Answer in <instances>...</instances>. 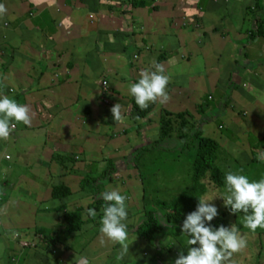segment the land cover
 Wrapping results in <instances>:
<instances>
[{"label": "rangeland", "instance_id": "obj_1", "mask_svg": "<svg viewBox=\"0 0 264 264\" xmlns=\"http://www.w3.org/2000/svg\"><path fill=\"white\" fill-rule=\"evenodd\" d=\"M66 1L70 3L72 0ZM248 2L251 3L250 0ZM89 3V0H85L80 6L81 4L87 6ZM261 3L263 4L264 0H261ZM82 6L79 8L80 13H83ZM223 10L228 8L220 9ZM240 10L247 13L242 7ZM260 11L264 16L263 8H260ZM75 15L77 16L78 13ZM121 15L123 16V12ZM251 16L250 13L246 14L247 21ZM240 17L242 16L237 15L235 21L228 16L223 25L218 24L221 33L224 32L222 28L229 31L236 25L237 30L242 27L244 34L246 32L244 29L248 27L239 19ZM130 18L133 21L135 17L130 15ZM44 19L52 25L47 14L38 17L40 21ZM261 20H264V17H261ZM32 22L35 25L33 20ZM123 26L121 29L115 28L120 35L119 38L126 41L119 46V54L115 51L113 54H108V50L113 51L110 46L113 44L118 46L117 43H112L113 41L100 43L98 38L82 47L83 54L81 51L78 52L76 47L69 48L65 45L61 56L64 59L66 56L70 57L72 70L69 67L49 68L42 77V80L45 78L44 80L49 83L47 85L49 88L37 91L36 88L30 87L31 92H27L29 99L21 98L18 102L27 105L39 102L43 105L44 101L46 104L45 108L43 106L44 114L46 119L49 114L51 120L48 118L44 126L31 130L23 128V123H16L15 133L13 132L14 134L6 140L0 139V195H4V198L0 199V264H54L53 262L76 264V259L81 256H86L90 264H148L154 256L153 251L142 239L129 234V231L127 241L130 245L129 253L123 259H117L121 250L118 243H113L107 238L104 245L99 243L100 221L104 209L96 215L99 220L96 219L94 224L84 227L81 234L74 235L64 243L67 250L60 246L55 248L49 257H46L47 253L38 242L42 240L40 233L38 232L40 236H37L35 232L54 227L61 214L56 209L61 205L65 206V211L81 210L83 221L87 220V208L92 205L93 198L89 193L79 189L80 181L87 171V166H92V176H97L106 169V163L110 159L114 161L118 172L116 175H109L108 184L103 186L102 193L110 189H118L127 197L128 228H137L145 219L144 214L147 211L155 210L160 213L155 205L157 202L155 192H159L158 196L162 200H168L182 191L188 184L190 173L187 171L191 169L192 159L182 151L180 141L165 144L162 146L163 150L144 153L137 164L138 171L131 160L135 157V151L147 146V143L154 144L157 141L160 119L163 115H173L170 119L173 121L172 133L169 132L173 140L177 139L176 136L181 129L187 138H191L195 131H199L200 136L210 137L220 146L222 154L232 159L234 168L248 167L255 163L253 155L257 164L264 167V162L257 158L259 152H264V132L258 128L252 133L256 123L264 120L261 99L258 101L260 104H254L252 101L255 95L252 93L249 97L246 91L240 89L231 94L228 102L218 101L220 106L216 112H211L209 108L208 117L199 115L203 94L215 89L221 92L225 90V82L229 80L230 69L233 66L232 58L228 57L220 75L215 74L213 77L205 74L202 60L197 61L196 65L193 61V65L189 68L185 63L177 64L175 60L171 65L172 68L179 67L175 68L174 72L168 73L169 100L165 103H150L146 109H143L150 110L144 119L141 115L142 109L138 110L128 103L132 97L128 91L129 86L133 81L139 80L141 66L133 69L132 62L126 57L130 54L135 55L136 58L143 60V67L150 68L153 61L159 60L160 55L163 53L169 55L168 51L177 49L178 43L175 36L167 32L169 45L165 47L166 49L161 51L158 47L152 51L150 43L143 42L139 35L142 32L141 28L138 27L139 32H136L132 30L131 24L126 23V26L125 24ZM194 28L198 26L194 25ZM130 30L137 34H131ZM231 31L233 33L234 30ZM235 33L238 32L234 31ZM92 34L100 35L96 32ZM92 34L89 32L87 36ZM201 37L203 39V35ZM129 38L132 40L130 41ZM92 43L95 45V50L93 46H89ZM92 50L94 53H90ZM198 53L196 55H199ZM200 53H203V49ZM260 55L249 57L248 60H252V63L247 61L245 65L247 66L248 63L251 69H255L260 64H264V57ZM243 61L240 59L239 62ZM35 62L36 60H29V64ZM263 69L258 71L262 76H264ZM19 77L21 78L22 74ZM26 85L23 83L24 89ZM3 88L9 96V87L7 90L4 86ZM254 88L256 91L261 89L258 86ZM36 91L41 92L39 96L31 95ZM113 92H116L114 98L117 101L111 96ZM43 93L50 97L44 96ZM227 94L229 95V92ZM120 96L128 100L125 106L118 102ZM214 96L217 102L219 93ZM242 100L247 101V106L240 111L239 105ZM117 103L122 106V114L125 117L119 122L114 121L111 113V108ZM238 113H242L244 125L235 128L234 117L236 116L238 120L242 119ZM179 115L182 116L180 120L183 121L182 126L175 119ZM143 123L146 125L141 127ZM229 131H232L233 135H230ZM59 152L62 153L59 158H66L62 167L54 161L55 153ZM69 158L71 162L68 161ZM229 170L230 167L224 169L225 174ZM261 178H264V174L255 177L254 180L258 181ZM56 185L70 188L71 196L64 201L50 200V190ZM203 185L206 189L204 196L208 198L215 196L216 198L210 203L217 207L218 213L223 212L226 206L219 196L225 195L227 190H219L207 180ZM228 220L231 226L232 217ZM165 231L166 236L161 246L165 250L163 259L167 263L169 260L175 261L182 249L186 248L187 253L188 245L186 234L181 233V230L167 226ZM244 236L247 245L241 252L233 255L235 264H264V241L259 242L260 238L253 233Z\"/></svg>", "mask_w": 264, "mask_h": 264}, {"label": "crops", "instance_id": "obj_2", "mask_svg": "<svg viewBox=\"0 0 264 264\" xmlns=\"http://www.w3.org/2000/svg\"><path fill=\"white\" fill-rule=\"evenodd\" d=\"M81 1L85 0H72L70 3H67L66 0H0V3L5 4L7 8V13L0 17V92L2 94L6 95L3 86L6 90L9 87V96L11 95V98L19 102L21 98L26 99L28 97L29 99L27 92H31L30 87L36 88L37 91L49 88L47 86L49 83L44 80L45 78L42 80L48 69L52 67L66 68L65 63L68 62L72 65L68 56L65 59L61 56L62 48L65 45H68L69 48L76 47L77 51H81L83 54L85 44L98 38L100 43L113 41L112 43L118 44V46L116 44L106 45L113 49V51L108 50V54H113L114 51L118 52L119 46L126 41L119 38L120 35L115 31V28L121 29L124 27L123 24L126 26L127 23L133 26V31L139 32L137 28H141L142 32L140 31L141 34L139 35H141L143 42L150 43L152 51L158 47L161 51L166 49L165 47L169 45L167 32L175 36L178 43L177 49L175 48L176 51L173 52L174 49L168 51L169 55H164L165 53L160 55L164 56L161 64L164 65L167 74L170 71L174 72L173 70L179 67L172 68L171 65L175 60L177 64L185 63L187 68L193 65V61L196 65L197 61L202 60L207 72L205 74L213 77L215 74L220 75L228 57L232 58L233 66L229 76L231 82L234 79L238 81L239 87L233 90L231 94L240 89L246 91L249 97L253 93L255 98L252 102L255 104L261 99V107L264 109V76L258 72L264 68V64H260L255 69H251L248 63L247 66L245 65V62L249 61V56L248 58L244 56L241 42H239L244 35L242 27L237 30L238 28L234 25L229 31L222 28L224 32L221 33V28L218 26V24L223 25L228 16L229 19L234 18L236 21L237 15H241L242 17L239 19L248 27L247 29H253V14L251 13V19L247 21V13L245 14L240 8L242 7L248 12V7L247 9L245 5L235 7L237 0H136L137 2L142 1L143 4L140 6H132L131 0H89L90 3L87 6L81 4L84 9L83 13H80ZM247 3L251 5L254 2L249 3L247 0ZM224 5L225 7H223ZM227 8L228 10L220 11V9ZM260 8H263L264 13V3ZM122 12L123 16L121 15ZM75 13L78 15L76 16ZM44 14L50 17L52 25L47 23L45 19L44 21L38 20V17ZM129 14L135 17L133 21ZM194 25H197L198 28L195 29ZM132 30L130 33L134 34ZM231 30L238 33L234 34V31L232 33ZM89 32L91 34L96 32L100 35L87 36ZM201 35H203V39ZM129 40L131 41L132 38ZM89 46H93L95 50L93 43ZM194 48H196L195 51ZM201 49H203V53H200ZM262 49L260 56L264 57V46ZM197 53L199 55H196ZM126 58L132 62V65L130 63L129 65L133 69L136 66H141L140 70L147 68L142 66L143 60L136 58L135 55L131 56L130 54ZM240 59L244 60V63L239 62ZM29 60H36V62L29 64ZM249 62L252 63V60ZM144 63L147 65L145 61ZM41 73L43 74L42 77ZM20 74H22L21 78L19 77ZM3 82L6 84L1 85ZM23 83L27 84L25 89ZM254 86L261 89L256 91ZM37 91L31 95L39 96L38 94L41 92ZM208 92H218V97L221 93L223 94L216 89ZM231 94L229 98H220L219 101L229 100ZM42 103L43 105L39 104L45 108L46 104L44 101ZM28 106L30 107L29 104ZM246 106L247 101L242 100L241 105H239L240 111ZM47 115L49 117V114ZM241 120L233 119L235 128L244 125ZM258 128L264 132V120L256 123L252 133L256 132ZM1 195L4 197L3 194Z\"/></svg>", "mask_w": 264, "mask_h": 264}, {"label": "trees", "instance_id": "obj_3", "mask_svg": "<svg viewBox=\"0 0 264 264\" xmlns=\"http://www.w3.org/2000/svg\"><path fill=\"white\" fill-rule=\"evenodd\" d=\"M251 5H247V0H237L235 2L236 6L245 5V8L248 7L247 13H252L254 16V27L253 29H244L246 32L243 35V38L240 39L242 50L244 56L246 58L253 57L254 55H260L264 46V20H261L262 12L260 11V6H262L261 0H250ZM132 6H140L142 5V1L137 2L136 0H131ZM225 7V5L223 6ZM252 10V11H251ZM257 20L255 21V19ZM261 20V21H260ZM61 31V30H60ZM238 42V41H236ZM254 44V45H253ZM70 52V51H69ZM71 53V52H70ZM90 53H94L92 50ZM69 57V56H68ZM164 57V56H163ZM162 56L157 60L158 63H161L164 59ZM70 59V57H69ZM71 61V60H70ZM67 67H71L68 63H65ZM43 74L41 73V77ZM138 82V80L133 81V83ZM239 87V83L236 79L231 82L230 77L229 80L225 84V91L223 94H220L217 102H215V93H205L202 95L201 99V109L199 110V115L202 117H208L209 108H211V112H216L218 109V101L220 98H229L230 94L233 90ZM112 92V91H111ZM229 92V95L227 94ZM116 92L111 93V96L114 98ZM115 99V98H114ZM116 100V99H115ZM117 101V100H116ZM228 101V100H227ZM118 102L126 105L128 100L122 96L118 98ZM133 107L138 110H141L135 103V99L132 96L130 101ZM31 108V117L32 122L31 126L22 125L23 128L28 129H38L36 127H42L47 123L48 118L46 119V114H44L43 107L39 103H34L30 105ZM210 112V113H211ZM150 113V110H142L141 115L145 119L147 115ZM42 115H45L42 117ZM124 116V115H123ZM240 116V115H238ZM173 115H163L160 119L159 126V135L157 141L153 143H147V146H143L134 153V158L131 160L133 162V166H135L136 171H138V162L141 159L142 155L146 152H157L163 150L162 146L168 144L170 142L177 143L180 142V146H182V151L188 156L189 159H192L190 162L191 169L187 171L190 173L188 184L180 191L175 197L162 200L159 197V192H155V199L157 202L155 203L156 207L159 208L160 213L155 210L147 211L144 214L145 219L141 224L135 228H128L129 234L132 236L142 239L146 246L153 251L154 256L151 257L148 264H174V260H169L167 263L164 261L163 256L166 254L164 248L161 246L163 239H165L166 231L165 227L175 228L177 230H181V226L183 220L186 218L187 214H190L192 211L196 210L198 204V197L204 196L206 189L203 187V182L207 180L209 183L214 185L215 188L219 190H227L225 184V172L224 169L230 167V170L233 172H238L240 169H243L244 175H247L249 180H254L255 177H261L264 173V167L258 165L255 157L253 155V160L255 163H252L248 167H239L238 169L234 168L233 161L231 158H227L224 154H222V150L220 146L212 140L210 137H202L200 136L199 131H195L194 135L191 138H187L186 134L182 133V129L177 134L176 140H173L171 136H169V132H171V127L173 125L172 119ZM125 118V117H124ZM175 118V117H174ZM182 118L181 115L177 116L175 119L183 125V121H180ZM234 119H237L234 117ZM47 120V121H46ZM129 121V119H128ZM243 121V120H241ZM240 121V122H241ZM148 122V121H147ZM132 124V122L130 121ZM22 124V123H21ZM146 125L143 123L142 126ZM14 131L10 134L13 135ZM172 133V132H171ZM232 134V131L230 132ZM139 148V147H138ZM54 161L60 167L65 165L66 158L58 157L61 152L55 153ZM70 161V158L68 159ZM71 162V161H70ZM135 164V165H134ZM87 171L84 173L83 179L80 181L79 189L82 192L89 193L93 200L92 205H90L87 209L92 208L95 209L96 213H99L102 209L105 208L106 203L100 196L102 193L103 186L108 184V177L110 174H117V169L115 167L114 161L109 160L106 163V169L100 174L92 176L93 168L92 166L86 167ZM85 169V170H86ZM258 179V178H257ZM260 180V179H259ZM157 188V187H156ZM155 188V189H156ZM145 195V194H144ZM71 196V190L67 186L64 185H56L53 186L50 190L49 199L52 201H64ZM4 198L0 195V199ZM5 200V199H3ZM65 206H59L56 211L59 213V220L54 225V227L43 228V230H39L35 232V235H41V241H38L44 251L47 253L46 257L52 255L55 248H59L62 246L65 250H67L66 241L73 238L76 234H81L82 230L86 226H90L95 223L96 219L87 215V220L83 221L81 210L75 209L73 211H65ZM229 217H232L233 224L239 228L240 232L243 234L253 233L255 236H258L259 242L264 241V228H257L255 232L243 226V212H238L237 214H233L230 210V207H226L223 212H219L218 216L215 217L210 224L213 227H219L220 225H224L225 227H230ZM40 235H39V233ZM186 240L188 239L187 236ZM264 243V242H263ZM181 245V244H180ZM183 253L186 255V248L182 249ZM56 253V252H55ZM30 255V254H29ZM28 255V256H29ZM43 261V259H40ZM46 263V261H45ZM56 264L55 262H53Z\"/></svg>", "mask_w": 264, "mask_h": 264}, {"label": "clouds", "instance_id": "obj_4", "mask_svg": "<svg viewBox=\"0 0 264 264\" xmlns=\"http://www.w3.org/2000/svg\"><path fill=\"white\" fill-rule=\"evenodd\" d=\"M7 13L5 4L0 3V17ZM138 82L129 86V94L134 97L140 109H146L150 103H165L169 100L167 86L170 76L166 74L164 65L153 61L150 68L142 69ZM31 109L27 104L18 103L14 98L0 94V139H8L16 127V123L31 126ZM115 122L122 121V106L117 103L111 108ZM242 118V113H238ZM243 119V118H242ZM15 122V123H14ZM257 158L264 161V152H259ZM7 170L5 169V172ZM229 170L225 174L226 194L219 196L224 205L230 207L233 214L243 212V226L255 232L257 228H264V178L249 180L247 175ZM107 202L100 221L101 238L99 243L107 240L118 243L121 250L117 259H123L128 253L130 245L127 226V197L118 189H110L100 194ZM215 196L198 197L195 211L186 215L181 226V233L186 234L187 254L181 251L174 264H235L233 255L241 252L247 245V240L236 226L220 225L213 227L210 222L218 216L217 207L210 203ZM87 215L93 218L95 209H87ZM76 264H90L86 256L76 259Z\"/></svg>", "mask_w": 264, "mask_h": 264}, {"label": "built area", "instance_id": "obj_5", "mask_svg": "<svg viewBox=\"0 0 264 264\" xmlns=\"http://www.w3.org/2000/svg\"><path fill=\"white\" fill-rule=\"evenodd\" d=\"M60 25V24H59ZM61 26V25H60ZM15 130V129H14Z\"/></svg>", "mask_w": 264, "mask_h": 264}]
</instances>
